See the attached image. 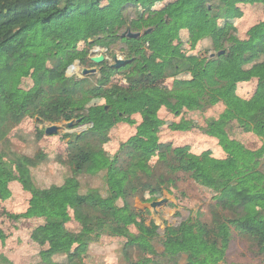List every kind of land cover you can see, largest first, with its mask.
Masks as SVG:
<instances>
[{"label": "trees", "instance_id": "1", "mask_svg": "<svg viewBox=\"0 0 264 264\" xmlns=\"http://www.w3.org/2000/svg\"><path fill=\"white\" fill-rule=\"evenodd\" d=\"M139 2L0 0V191L18 182L33 197L18 218L41 221L31 233L42 249L35 264H95L69 250L89 255L97 244L114 242L121 243L126 264H235L228 254L238 238L264 258V20L242 33L229 25L247 8L263 16L264 0H176L165 14L129 19L127 11ZM128 28L142 36L123 37ZM119 42L130 64L116 69L104 62L97 74L67 75L77 61L95 67L94 48L110 52ZM120 91L147 106L135 134L110 154L104 147L110 117L120 116L118 102L98 100ZM212 110L219 115L205 117L199 129L215 141L211 150L196 154L190 145L160 141L165 131L193 129L191 114ZM28 117L50 126H89L66 135L69 141L54 156L70 172L63 183L40 187L34 179L52 161L48 149L33 156L11 150L12 132ZM233 122L261 146L253 150L232 139ZM82 177H100L103 192L85 189ZM182 178L212 198L207 211L179 226L165 224L161 234L151 211L138 209L136 201L172 195ZM0 264L14 263L0 254Z\"/></svg>", "mask_w": 264, "mask_h": 264}, {"label": "rangeland", "instance_id": "2", "mask_svg": "<svg viewBox=\"0 0 264 264\" xmlns=\"http://www.w3.org/2000/svg\"><path fill=\"white\" fill-rule=\"evenodd\" d=\"M176 0H140L136 7H130L127 11L129 19H136L143 16L147 11H157L160 14L167 13L175 4ZM256 16L252 14L251 9H245L242 13V17L238 18L229 25L234 27L238 32H244L253 23L264 20V15ZM125 31V30H124ZM123 31V32H124ZM126 33V32H124ZM126 46L119 42L117 45L112 46L111 51L107 52L106 49L96 47L91 51L90 57L104 56L109 65H113L114 56L123 60H128L123 53V49ZM95 52V53H94ZM100 70V65L92 61ZM76 69L69 72V76H76L77 78H84L82 70L92 69L89 67H83L77 61L75 64ZM91 75V74H90ZM31 82L26 81L24 87H30ZM261 91V90H259ZM118 102L117 108L120 116H111V139L105 144V151L108 153H114L120 148L122 142L126 141L131 135L135 134L136 126L142 120V113L146 110L147 101L144 98H137L127 100L124 92L120 91L113 93L112 97H103L98 100L101 105H106L110 100ZM247 99V98H246ZM110 109V108H109ZM220 111V110H219ZM218 110H212L207 114H191L189 118L194 121V128L184 132H171L165 131L160 135V141L167 147L172 146H185L190 145L191 149L196 154L204 153L211 150L215 141L206 137L200 129L205 125V117H217L219 115ZM50 125L40 124L35 117H28L20 126H18L14 132H12L11 150L17 154H25L33 156L38 150L44 148L48 149L49 153H52V161L48 162L38 170L34 172V179L38 186L48 187L54 184H61L64 182L66 176H69L70 172L65 167H61L55 164V154L61 152L64 149L66 135L73 137L74 134L80 133L86 130L89 126L83 125L73 129L69 127L67 123H60L56 126L59 127V131L54 135H46V129ZM45 131L43 137H39V132ZM230 137L238 140L250 149H258L261 146L259 139L252 135L246 134L239 128L237 122L231 123ZM151 143H155V139L151 140ZM3 145L0 143V151ZM224 178H228L227 174L223 173ZM81 182L85 189L87 188H99L104 190L103 182L100 177H82ZM149 196L154 198V201H160L164 198L168 199L167 205L158 207L156 210L150 209L151 203H143L139 200L136 201V207L141 210L149 209L152 213V218L156 224L160 227L159 232L163 234L165 230V224L172 226H179L183 221L191 216L192 213L200 210L207 211V202L212 198V194L197 186L192 180L188 178H182L178 184V189L174 190V194H168L164 192L162 195L153 193ZM33 201V197L24 190L21 184L14 182L10 184L7 191H0V254L6 256L14 264H35L39 261V254L41 248L32 241V231L41 224L40 220H28L18 218V216L27 212L28 208ZM172 204V206H169ZM69 230H77L73 224L66 226ZM70 256H78L85 261H92L95 264H126V260L122 255L121 243H104L103 246L97 244L89 255L85 254L82 249L72 248L69 250ZM132 259L137 255L132 253ZM56 261H62V257H55ZM228 259L230 263L235 264H264V258L258 257L250 249V243L244 239H235L229 250Z\"/></svg>", "mask_w": 264, "mask_h": 264}, {"label": "water", "instance_id": "3", "mask_svg": "<svg viewBox=\"0 0 264 264\" xmlns=\"http://www.w3.org/2000/svg\"><path fill=\"white\" fill-rule=\"evenodd\" d=\"M148 32H150V30H147L145 31L143 34H147ZM142 36V33H133L129 28L128 30L126 31V33L123 34V37H128V38H134V39H137V38H140ZM222 52H220V54H222ZM94 63H97V64H101V63H104L106 61V58L104 56H101V57H93L91 59ZM114 64L112 65L113 68H116V69H119L121 67H124L128 64H130L132 62V60H123V59H120L118 58V56H114ZM76 69V66L75 65H72L69 69H68V72H67V75L69 76V72ZM98 73V69L97 68H92V69H83L82 70V74L83 76H87V75H92V74H97ZM68 126L69 127H72L73 126V123H68ZM59 131V127L56 126V125H51L49 127H47L46 129V135H54V134H57ZM169 202L168 199L164 198L160 201H154L150 204V209H153V210H156V208L158 207H162V206H165L167 205Z\"/></svg>", "mask_w": 264, "mask_h": 264}, {"label": "bare ground", "instance_id": "4", "mask_svg": "<svg viewBox=\"0 0 264 264\" xmlns=\"http://www.w3.org/2000/svg\"><path fill=\"white\" fill-rule=\"evenodd\" d=\"M95 53V52H94Z\"/></svg>", "mask_w": 264, "mask_h": 264}]
</instances>
